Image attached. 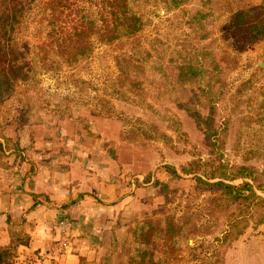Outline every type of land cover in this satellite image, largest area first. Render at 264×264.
Returning a JSON list of instances; mask_svg holds the SVG:
<instances>
[{"label": "rangeland", "instance_id": "rangeland-1", "mask_svg": "<svg viewBox=\"0 0 264 264\" xmlns=\"http://www.w3.org/2000/svg\"><path fill=\"white\" fill-rule=\"evenodd\" d=\"M48 1L20 0V24L5 44L19 51L25 78L0 103L3 192L10 194L22 170L24 158L16 155L29 148L42 154L43 141L51 139L44 151L49 159L83 148L89 165L113 167L124 186L122 209L90 240L92 254L78 264L82 258L99 264L109 255L125 264L131 232L146 220L164 227L185 220L194 228L172 264H204L211 257L216 264H264V224H258L264 205L249 191L239 194L249 183L264 198V40L243 43L222 33L233 9L262 0H189L175 12L142 6L148 26L112 44L91 38L92 51L74 65L48 53L46 44L48 57L36 58L37 7ZM70 4L60 23L68 32L78 22L77 10L102 6L101 0ZM4 11L0 7V16ZM198 12L202 27L192 29L188 15ZM241 174L246 178L233 179ZM219 182L234 190L208 185ZM62 217L59 224L69 215ZM11 221L14 245L4 249L15 263L59 264L44 256L18 260L15 243L26 244L29 233L24 215ZM241 221L234 234L243 235H230ZM59 224L49 230L53 240Z\"/></svg>", "mask_w": 264, "mask_h": 264}, {"label": "trees", "instance_id": "trees-1", "mask_svg": "<svg viewBox=\"0 0 264 264\" xmlns=\"http://www.w3.org/2000/svg\"><path fill=\"white\" fill-rule=\"evenodd\" d=\"M189 0H101L100 8L90 4L76 11L78 22L68 32L61 26V20L67 10L71 9L70 0H50L40 3L37 7V24L41 45L37 48L36 58L48 57L43 52V45L49 47L48 53L59 54L66 59L67 65H74L92 51L91 38L98 37L103 43L112 44L122 38L133 37L148 26V19L140 10L142 6L164 8L175 12L184 8ZM0 7L4 12L0 16V103L3 104L14 95L15 84L24 79V68L17 64L16 59L20 53L15 48L6 46L10 42L11 34L20 24V0H0ZM202 12L188 15L186 25L190 28L201 26ZM227 38H234L243 43H259L264 40V0L258 5L246 8L233 9L231 17L222 30ZM150 56L151 54L148 53ZM264 98V91L261 92ZM245 170H248L247 168ZM223 176V178H225ZM246 178V174L235 176L233 179ZM213 179V178H212ZM202 181V180H201ZM209 186L224 187L230 191L233 186L219 182L208 183ZM241 192L249 191L260 206L264 205V198L253 190V186L245 183ZM242 198H248L243 196ZM187 222L169 220L166 227L159 221L146 220L140 223L131 232L128 260L125 264H172L171 258L182 250L184 239L188 235H195L194 228L187 229ZM243 222L232 224L230 235H235L237 228ZM258 224H264V216ZM243 235L236 233V238ZM229 237V236H227ZM14 255L9 249L0 248V264H17L13 261ZM79 264H89L85 259H80ZM99 264H117L115 257H104ZM204 264H216L210 258Z\"/></svg>", "mask_w": 264, "mask_h": 264}, {"label": "crops", "instance_id": "crops-1", "mask_svg": "<svg viewBox=\"0 0 264 264\" xmlns=\"http://www.w3.org/2000/svg\"><path fill=\"white\" fill-rule=\"evenodd\" d=\"M52 142L43 141L45 150ZM83 150L78 149L74 155L56 152L50 159L44 151L40 154L31 148L16 155V159L24 158L22 170L12 179L10 194L0 188V248L14 245L7 219H13L12 226L24 215L29 236L26 244L15 243L21 262L44 256L54 263L78 264L80 257L90 255V240L98 239L106 230L126 199L121 200L124 186L120 177L115 178L113 167L102 171L89 165L90 154ZM27 155L29 158H25ZM42 158L38 167L37 161ZM135 187L132 185V191ZM65 214L69 215L67 236L61 238L57 234L53 240L49 230Z\"/></svg>", "mask_w": 264, "mask_h": 264}, {"label": "built area", "instance_id": "built-area-1", "mask_svg": "<svg viewBox=\"0 0 264 264\" xmlns=\"http://www.w3.org/2000/svg\"><path fill=\"white\" fill-rule=\"evenodd\" d=\"M67 233H68V220L64 219L60 222L58 226L57 234H59L61 238H66Z\"/></svg>", "mask_w": 264, "mask_h": 264}, {"label": "water", "instance_id": "water-1", "mask_svg": "<svg viewBox=\"0 0 264 264\" xmlns=\"http://www.w3.org/2000/svg\"><path fill=\"white\" fill-rule=\"evenodd\" d=\"M92 241H96V240L92 238Z\"/></svg>", "mask_w": 264, "mask_h": 264}]
</instances>
